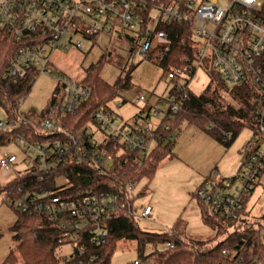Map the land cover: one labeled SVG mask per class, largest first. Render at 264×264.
Returning a JSON list of instances; mask_svg holds the SVG:
<instances>
[{"label":"built area","instance_id":"obj_1","mask_svg":"<svg viewBox=\"0 0 264 264\" xmlns=\"http://www.w3.org/2000/svg\"><path fill=\"white\" fill-rule=\"evenodd\" d=\"M263 2L229 0L223 5L219 0H0V28L11 32L20 43L4 76L18 81L31 73L45 74L64 87L61 116L36 119L19 109L0 119V130L13 131L11 142L24 152L22 158L14 152L0 158L1 166L16 172L8 182L7 201L19 212L43 217L57 230V248L68 246L57 255L62 264H99L97 251L108 241L109 221L119 211L134 213L132 183L97 190L95 185L76 184L73 169L88 166L108 171L115 156L124 153L134 154L141 163L158 143L173 139L171 120L181 110L188 97L189 81L200 69L208 72L213 68L227 85L251 83L260 92V104L250 122L253 134L243 148L244 161L237 175L220 177L215 170L197 191L229 222L254 218L248 203L264 175V20L259 15ZM162 22L190 26L186 41L196 51L191 65L166 70L174 82L166 116L157 125H129L119 121V114L109 103L81 125L71 122L69 116L80 113L91 88L84 83L85 77L76 80L64 73L54 62L55 52H84L83 39L106 34L130 42L145 57L156 45L161 49V61L172 44L167 31L160 28ZM145 99L141 94L136 101ZM206 108L215 110L210 103ZM230 138L231 134L225 133L224 139ZM151 212L152 206L146 205L142 215ZM165 246L172 248L174 244L167 242ZM223 252L231 254L226 249ZM260 262L264 263V253L252 258V264ZM128 264L152 263L140 256ZM235 264H245L243 257Z\"/></svg>","mask_w":264,"mask_h":264},{"label":"trees","instance_id":"obj_2","mask_svg":"<svg viewBox=\"0 0 264 264\" xmlns=\"http://www.w3.org/2000/svg\"><path fill=\"white\" fill-rule=\"evenodd\" d=\"M259 15L264 20V2ZM160 28L166 30L172 39L171 48L159 61L160 64L166 70L191 65L196 58V51L186 41L187 36L191 35L190 26L183 22H162ZM19 45L11 32L0 28V107L8 116L14 115L20 109L22 100L30 92L37 77L31 73L18 81H12L4 76V71ZM110 60L106 54H102L88 68L84 83L91 88V96L82 103L78 115L69 116L75 125H81L91 118L100 107L109 106L110 101L132 85L131 72L121 73L113 83L101 76L103 65ZM208 73L212 77L209 84L200 94L189 89L181 110L171 120V126L175 131L184 120L196 123L213 134L218 141L229 146L244 127H251L253 112L260 104V92L251 83L227 85L213 68ZM63 99L64 87L58 85L50 103L41 112L31 110L27 115L36 119L59 117L62 115ZM206 103L212 104L215 110L207 109ZM225 133H230L231 138L225 140ZM12 134L13 131L0 130V146L9 144ZM174 143V138L158 143L141 163H138L134 154L124 153L122 156H115L114 165L108 171L100 172L88 166L75 167L73 180L76 184L95 185L97 190H102L127 183L135 186L146 177L148 180L144 188H147L159 163L174 155ZM9 184H6V189ZM141 193L142 191L137 196ZM208 205L209 207L202 208V218L217 231V236L223 235L217 243L210 244L209 240L189 238L183 219H179L171 231L154 232L141 229L134 213L119 211L109 221V238L97 251L98 263L112 264V253L122 240H134L140 256L146 257L152 264H235L241 256L245 264H252L255 255H263V217L247 218L233 223L221 217L216 209ZM12 229L13 237L18 240L19 255L12 251L5 262L15 263L21 256L26 264H62L56 255L57 230L48 225L43 217L19 212ZM167 242L173 243L174 247H166ZM147 248H150L149 252H146ZM224 249L231 254L227 256Z\"/></svg>","mask_w":264,"mask_h":264},{"label":"rangeland","instance_id":"obj_3","mask_svg":"<svg viewBox=\"0 0 264 264\" xmlns=\"http://www.w3.org/2000/svg\"><path fill=\"white\" fill-rule=\"evenodd\" d=\"M228 2L229 0H219L223 5ZM83 40L84 52L57 50L54 55L56 65L72 78L82 80L88 68L96 63L102 54H106L111 60L105 62L101 69V76L105 80L113 83L121 73L131 72L132 85L110 101V106L119 114V121L129 125L136 122L157 125L169 109L167 99L174 83L167 77L165 67L159 62L161 49L155 45L151 56L145 57L138 49H134L130 42L120 40L116 36L100 34L92 40ZM211 78L207 71L200 69L197 77L189 81V88L200 94ZM57 86L55 77L45 74L37 76L30 92L20 104V111L41 112L50 103ZM141 94L146 99L136 101ZM119 101L123 102L121 106L116 105ZM141 112L143 117H140ZM7 117L5 110L0 107V119ZM252 134V128L246 126L227 146L203 127L184 120L174 131V155L159 163L147 188H144L148 180L146 177L135 185L133 193L136 196L142 191L134 200V216L139 227L154 232L171 231L176 222L183 219L189 238L209 240L210 244L221 240L223 235L217 236V231L202 218V208L209 205L202 201L197 191L206 177L215 170L220 177L237 175L244 161L243 148ZM8 152L16 153L19 158L24 156V152L15 142L0 146V158ZM15 173V170H7L0 165V264H26L21 256L15 263L5 262L10 252L14 251L19 255L18 240L13 237L12 229L19 212L7 201L5 188ZM261 184L263 188L264 175ZM255 194L259 197L258 204L264 207V188L261 192V188L256 187ZM147 203L153 207V211L149 216H143L142 210ZM262 222L264 223V217ZM67 250L68 246L59 247L56 249V255ZM149 250L150 248H147L146 252ZM139 257L136 242L122 240L112 253L111 262L128 264Z\"/></svg>","mask_w":264,"mask_h":264},{"label":"crops","instance_id":"obj_4","mask_svg":"<svg viewBox=\"0 0 264 264\" xmlns=\"http://www.w3.org/2000/svg\"><path fill=\"white\" fill-rule=\"evenodd\" d=\"M257 188H261V192H263L264 187L262 188V184L258 185ZM258 198L259 197H257V195L255 194V190H254L252 195H251V198L249 200L248 208H249V212H250L249 214L252 217L257 218V219H261L262 217H264V207H262L261 205L258 204ZM256 199H257V201H256ZM254 201H256V202H254ZM146 205H150V204L147 203L144 205V207ZM152 211H153V207H152Z\"/></svg>","mask_w":264,"mask_h":264}]
</instances>
